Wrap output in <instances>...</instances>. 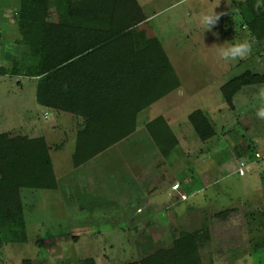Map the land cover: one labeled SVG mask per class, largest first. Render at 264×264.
<instances>
[{"label":"rangeland","instance_id":"obj_1","mask_svg":"<svg viewBox=\"0 0 264 264\" xmlns=\"http://www.w3.org/2000/svg\"><path fill=\"white\" fill-rule=\"evenodd\" d=\"M141 1L149 18L148 28H139L147 31V35L140 30L135 39L141 46L158 40L179 80V86L169 92L172 97L168 99L178 102L168 110L175 119L173 131L161 116L175 135L176 146L163 156L148 131V121L144 124L145 130H141L145 138L138 136L139 133L127 136L105 154H96L83 163L75 164L71 155L75 136L70 131L74 132V127L76 131L77 126L68 121L69 113L58 112L62 116L53 122L51 116L47 119L41 113H37L36 121L28 111L32 88L41 78L0 76V143H27L42 131L41 125L54 126L52 134L47 131L51 134L47 148L57 183L53 189L21 190L26 240L13 242L8 239V233H0V246L8 245L0 251V257H4L0 258V264H23L26 259L31 264H78L83 258H93L95 264H126L148 255L164 253L173 248L176 238L189 232L199 234L196 242L199 264H264L263 148L257 151L262 159L255 158L253 162V158L239 160L233 156L238 146L249 152V156H257L253 152L258 145L255 137L260 138L264 134V120L262 129L254 127L248 120V116L256 115V109L260 107L255 93L258 86L264 85V28L257 39L244 25L240 11L223 10L219 26L203 31L198 18L213 8L203 0ZM18 6L19 0H0V67L9 70L14 67V61L18 69L30 61L29 48L21 40L17 25L15 12ZM189 7L196 10L193 16L186 14ZM243 40L252 43V52L247 58L226 63L218 57L219 47ZM246 71L261 76V83L244 85L232 97V104H228L221 87ZM196 109L203 111L212 122L214 137L201 141L195 133L188 116ZM213 145L216 147L212 149ZM134 146L150 161L148 171L151 169V176L133 167L135 164L143 165V159H135L134 154L128 153L126 160H121L119 148ZM143 148L147 150L144 152ZM180 149L187 156L179 154ZM201 150L206 151L203 154ZM215 150H218L215 155L217 161L233 156L232 163L222 164L221 173L214 170L205 174L203 179L207 184L197 192L196 195H200L197 198H173L165 204H148L144 196L148 190L144 187L147 183H143V189L138 191L132 186L133 179L136 182L140 178L149 179L156 183L164 180L163 173L158 170L164 163L171 168L173 177L182 178L186 165L192 166L199 154L205 156L206 152ZM186 160L191 163L186 164ZM241 161L243 166H240ZM92 164L95 167L90 169ZM117 166H125L123 169L127 172L119 171ZM239 166L244 175H239ZM185 171L189 179L194 178L200 183L193 167ZM126 174L131 177H126ZM165 176L167 181L168 175ZM84 178H90L89 184L103 190L105 195L90 194ZM70 181L82 184L76 187L71 183L72 194L68 195L66 191H69ZM58 182L62 183L59 187ZM138 205H141L140 209ZM220 212H225L224 216ZM18 257L21 258L19 262Z\"/></svg>","mask_w":264,"mask_h":264},{"label":"trees","instance_id":"obj_2","mask_svg":"<svg viewBox=\"0 0 264 264\" xmlns=\"http://www.w3.org/2000/svg\"><path fill=\"white\" fill-rule=\"evenodd\" d=\"M255 3L247 0L240 13L244 25L259 39L264 8L257 12ZM15 13L30 61L19 69L16 61L11 70L0 67V76L41 78L35 93L37 104L80 119L75 164L129 136L135 130L137 113L179 86L161 43L151 40L141 46L135 39L139 32L116 0H19ZM1 37L0 32V43ZM262 79L246 71L221 90L231 105L244 85ZM188 120L201 141L214 136V126L203 111L194 110ZM147 128L161 154L168 155L177 139L163 117L148 122ZM47 147L44 137L23 144L0 143V233H8L10 241L26 240L21 190L57 186ZM198 237V232L182 234L164 253L126 264H199ZM22 263L31 264L27 259ZM78 264L95 261L83 258Z\"/></svg>","mask_w":264,"mask_h":264},{"label":"crops","instance_id":"obj_3","mask_svg":"<svg viewBox=\"0 0 264 264\" xmlns=\"http://www.w3.org/2000/svg\"><path fill=\"white\" fill-rule=\"evenodd\" d=\"M150 1H152V3H154L153 0H149L148 2L150 3ZM179 1H184V0H179ZM246 1L247 0H203L204 4L206 3V4L211 5L213 7L212 9H214V11L217 12V13H220L223 10L240 11L241 8L246 6V4H245ZM141 2H142L141 0H116L117 5L122 9V11L127 15V17H129L130 21L133 24V29H135L137 32H139L140 30L144 31L145 27L148 28L147 22H148V18L149 17L144 13L142 5H141ZM261 2H262V0H261ZM195 13H196V10H195L194 7H189V9L186 10V14L189 15V16H191V15L193 16V14H195ZM219 20L214 25L215 27L219 26ZM139 27H144V29H141ZM144 35H147V31L144 33ZM155 37L156 36L154 35L153 38L155 39ZM156 39H158V38H156ZM169 60H170V58H169ZM170 62H171V60H170ZM19 87H22V86H19ZM36 88H37V86H33V88H32V92H31L32 102H31V104L29 106L28 111H31L32 117L35 120H36L37 113H41L42 116H43V114L46 115L47 119L51 116L53 118V122H56L57 117L58 116H62L61 114L58 113L60 111H57V110H54V109H51V108L42 107L39 104H37V102L35 100ZM170 95L171 94L169 93L168 95L163 96L162 98L158 99L156 102L152 103L148 107H146L143 110H141L140 112H138L137 115H136V119H135V130L129 136H134L135 134L139 133L138 136H141L142 138H145V136L143 134V131H141V130H145L144 124L146 122H148V121H151L152 119H154L155 117H158V116H163L165 118V120L167 121V123L169 124V127L173 131L172 125H173V122H175V119H174V116L172 115V113H168L169 112L168 110H169V108H172L171 106H173L175 104H178V102L175 99L174 100H168L169 97H172ZM207 112H209V111H207ZM60 113H62V112H60ZM185 116H187V114ZM243 118H245V117H243ZM68 119H69L68 120L69 122H73L74 125L77 126V129H76V131H77L79 129V126H80L79 125L80 124V119L74 117L70 113H69V118ZM248 120H250L251 124L254 127H257V128L261 127V129H262L263 121L258 119L256 115H251L250 118L248 116ZM238 121H242V120H238ZM57 122H60V120H58ZM53 127L54 126H51V125L48 126V127H44V126L41 125L40 126V130H42V131L38 132V135H36V137H39V136L44 137L46 142L48 143V139L51 138V134L55 130V128H53ZM67 128H68V126H67ZM72 130H74V132L70 131V133L74 137L75 134H76L75 127ZM47 131L50 132L51 134H48ZM141 132H142V134H141ZM260 133H261V131L259 132V134ZM47 136H48V138H47ZM260 136H261L260 138H259V136L255 137V139L258 138L257 143H258L259 147L256 144L255 145V149L256 150H254L253 152L257 156H255V155H254V157L253 156H249V152L248 153L245 152L244 148L240 149V146H238L235 149V155L233 154L234 159L243 160L242 158H246L247 159V157H248V160L249 159L251 160L253 158L252 159V162H253L255 158H259V159L264 158V155L261 156L262 157L261 158L260 155L257 153V151L259 152V148L262 147L263 148V150H262L263 153L262 154H264V134L260 135ZM124 140H125V138L122 141H124ZM116 145H118V144H115L111 148H109V149H107V150H105V151H103V152H101L99 154L100 155L105 154L108 150L110 151ZM137 146H139V145H137ZM214 147H216V146L213 145L212 149ZM135 148H137V147H135V146L134 147H130V148L121 147V148H119V152H118V150H116V151L119 153V156L121 155V160H126V155L128 153L129 154L130 153L134 154L135 155V159L136 158L137 159H141V160L143 159V165L142 166H141V164L140 165L135 164V165H133V167H137L139 169L138 172L140 171L141 173H145V174L149 173L148 176H151V172H150L151 169H149V171H148V168L150 167V161H148L147 157H145L146 154L141 155L140 152H139V149L136 150ZM146 150H147L146 148H143L144 152ZM205 151L206 150H201L200 152L203 153ZM217 151L218 150H215L213 153L208 151V152H206L207 154L205 156L203 155L204 153L201 154V156L199 154V156L196 158V162L193 163L192 166H190V164L186 165L187 167L185 166V170H188V168L193 167V169H194V171L196 173V176L200 178V183L201 184L199 183V180L197 182H195L194 178L189 179V177H188L189 175L188 176L186 175V171L185 170H183L182 173H181V177L182 178L177 179L176 177H173V175L171 173V168L167 164L164 163V164H161V166H159V169H158L159 171H161L163 173V179L164 180L156 183L155 181H151L149 179L145 181V180H143V178H140V180L138 182H136V180L133 179L132 186H133L134 189H136L138 191L140 189H143L141 187V186H143V183L144 184L147 183L146 185H144V187H146L148 190H147V192L145 193L144 196H145V200L147 201L148 204L153 203V202H155V203L161 202V203L165 204V203L171 202L173 200V198H178L179 200H182V199L184 200L187 197H194V198L196 197L197 198L198 196H200V195H196L197 192L199 190H202L203 187L206 186L205 184H207V181H205L203 179V176L205 174L210 173L211 171H214V170H216V172H220L221 173L220 168L223 166L222 164L229 165V164L232 163L233 156L232 157H227L226 160H223L221 162L217 161L216 156H215V155L218 154ZM73 152H74V147H73L71 155L73 154ZM178 153L182 155L183 154V150L180 149V152H178ZM183 155L187 156L186 153L183 154ZM70 161H71V158H70ZM152 163H153V161H152ZM187 163H191V162L189 160H186V164ZM101 164H103V163H101ZM94 165L95 164H92V167L90 166V169L95 167ZM124 167L125 166H120V168H119V166H117V169L119 171L123 170L124 172H127V169L126 170L123 169ZM261 167H262L261 171L262 170L264 171V164H262ZM97 169H98V171H100V168H97ZM223 169L225 170V168H223ZM237 171H238V169H237ZM165 174L168 175L167 181L165 180V178H166ZM153 176L156 177L155 175H153ZM196 176H195V179H196ZM84 177H86V176H84ZM123 177L124 176H122V178ZM126 177H131V176H128V174H126ZM90 180H91L90 178H84V180H83L87 184V188L89 189L90 194H92V195H101V194L105 195L104 194L105 192L103 190L96 189V187H93L92 185H90L89 184ZM72 181L68 182L67 188H68L69 191H66L68 195L72 194V191H70V190H72V186H69V185H71V183H72V185H74L76 187L77 186L79 187V185L82 184L81 182L79 183V181L78 182L76 181L74 183ZM85 183H83V184H85ZM175 183H179V188L176 189V190L172 189V185L175 184ZM197 184H198V187H195V186H197ZM59 185H62V183L58 182V187H59ZM92 191H94V192H92ZM75 192L77 194L78 190L75 191ZM89 192H86V195H89ZM194 192H196V193H194ZM93 193H95V194H93ZM30 195H33V194H30ZM182 195H184L185 197L183 198ZM96 197H98V196H96ZM85 200H86V196H85ZM90 202H92V201H90ZM90 202H88V203H90ZM141 205H143V203ZM141 205H138V209L141 208ZM144 206H146V205H144ZM47 230L48 229L46 228L45 232ZM48 241L51 242V243H54V244L57 243L56 240L48 239ZM6 245L5 246H3V245L0 246V251H3L6 248ZM6 258H7V256L5 255V259ZM1 259H4V257L1 258ZM20 260H21V258L18 257L17 261L19 262ZM32 261L34 262L33 258H32Z\"/></svg>","mask_w":264,"mask_h":264},{"label":"clouds","instance_id":"obj_4","mask_svg":"<svg viewBox=\"0 0 264 264\" xmlns=\"http://www.w3.org/2000/svg\"><path fill=\"white\" fill-rule=\"evenodd\" d=\"M253 7L259 12L261 8H264V3H262L261 0H256ZM220 15L221 14L215 12L214 9L201 13L198 22L202 30H211L219 20ZM251 52L252 43L248 40L236 41L227 47L221 46L217 49L218 57L226 63L245 59L251 54ZM180 93L182 94V90H180ZM255 98L260 103V107L256 109V116L258 119L264 120V85L258 86Z\"/></svg>","mask_w":264,"mask_h":264},{"label":"built area","instance_id":"obj_5","mask_svg":"<svg viewBox=\"0 0 264 264\" xmlns=\"http://www.w3.org/2000/svg\"><path fill=\"white\" fill-rule=\"evenodd\" d=\"M243 165H244V163L241 161L240 162V166H243ZM240 166L238 168V173H239V175H243L244 174V170ZM178 188H179V183H175V184L172 185V189H175L176 190ZM182 197L184 198L185 196L182 195Z\"/></svg>","mask_w":264,"mask_h":264}]
</instances>
